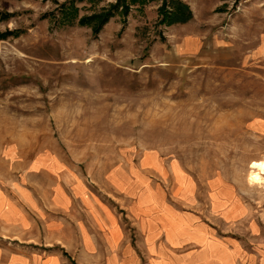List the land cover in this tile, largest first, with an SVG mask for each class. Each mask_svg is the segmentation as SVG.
Listing matches in <instances>:
<instances>
[{
	"label": "rangeland",
	"instance_id": "obj_1",
	"mask_svg": "<svg viewBox=\"0 0 264 264\" xmlns=\"http://www.w3.org/2000/svg\"><path fill=\"white\" fill-rule=\"evenodd\" d=\"M116 1L0 0V32L22 30L0 39V187L41 200L79 176L133 243L131 204L151 195L264 264V183L248 181L264 159V0H182L193 16L172 24L145 0L97 35L79 24Z\"/></svg>",
	"mask_w": 264,
	"mask_h": 264
},
{
	"label": "crops",
	"instance_id": "obj_2",
	"mask_svg": "<svg viewBox=\"0 0 264 264\" xmlns=\"http://www.w3.org/2000/svg\"><path fill=\"white\" fill-rule=\"evenodd\" d=\"M59 181L41 200L23 183L10 186L12 196L0 187V235L13 243L0 244V264H240L237 250L215 239L192 211L151 195L137 199L130 207L138 227L133 243L118 205L79 176Z\"/></svg>",
	"mask_w": 264,
	"mask_h": 264
},
{
	"label": "trees",
	"instance_id": "obj_3",
	"mask_svg": "<svg viewBox=\"0 0 264 264\" xmlns=\"http://www.w3.org/2000/svg\"><path fill=\"white\" fill-rule=\"evenodd\" d=\"M144 1L145 0H117L115 3L109 4V6L104 8L101 12L95 13L91 16H82L78 21L81 25L93 23V32L97 35L103 25L107 23L118 11L122 14H128L131 4L140 2L144 3ZM168 2L174 6V9H168ZM66 7V3L61 5V9H65ZM73 11L76 12V9ZM159 13L161 15L160 22L167 24L186 22L193 16L190 6L182 0H164L159 8ZM11 15L12 14L9 12L0 11V21L9 18ZM69 22L72 24L74 21ZM21 32V29L6 30L4 32H0V39L7 38L10 35L18 36Z\"/></svg>",
	"mask_w": 264,
	"mask_h": 264
},
{
	"label": "bare ground",
	"instance_id": "obj_4",
	"mask_svg": "<svg viewBox=\"0 0 264 264\" xmlns=\"http://www.w3.org/2000/svg\"><path fill=\"white\" fill-rule=\"evenodd\" d=\"M250 184L261 185L264 183V159L253 160L248 173ZM204 237V238H203ZM193 238L198 242H204L205 236L202 233L194 232Z\"/></svg>",
	"mask_w": 264,
	"mask_h": 264
}]
</instances>
